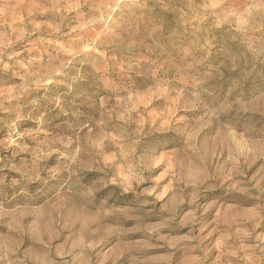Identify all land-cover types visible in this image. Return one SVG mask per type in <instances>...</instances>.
Returning a JSON list of instances; mask_svg holds the SVG:
<instances>
[{
  "label": "rangeland",
  "instance_id": "obj_1",
  "mask_svg": "<svg viewBox=\"0 0 264 264\" xmlns=\"http://www.w3.org/2000/svg\"><path fill=\"white\" fill-rule=\"evenodd\" d=\"M0 264H264V0H0Z\"/></svg>",
  "mask_w": 264,
  "mask_h": 264
}]
</instances>
